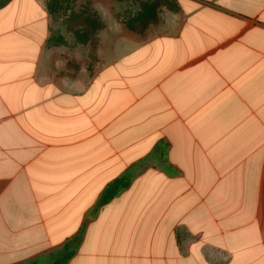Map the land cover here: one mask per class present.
Wrapping results in <instances>:
<instances>
[{"label":"crops","instance_id":"0c3cea01","mask_svg":"<svg viewBox=\"0 0 264 264\" xmlns=\"http://www.w3.org/2000/svg\"><path fill=\"white\" fill-rule=\"evenodd\" d=\"M75 11L0 9V264H264V0Z\"/></svg>","mask_w":264,"mask_h":264},{"label":"trees","instance_id":"16d2710c","mask_svg":"<svg viewBox=\"0 0 264 264\" xmlns=\"http://www.w3.org/2000/svg\"><path fill=\"white\" fill-rule=\"evenodd\" d=\"M12 0H0V9L7 6ZM77 0H48L47 6L51 15H55L61 11H64V22L66 27L74 34L76 39L81 44H87L92 41L93 49L96 46L95 42V30L101 29L103 24L99 22L95 14L90 11H85L83 13H77L75 11V4ZM141 21L147 22L155 19V14L152 13V8L149 5L143 6V11L141 15ZM144 24V23H143ZM134 177L132 175H124L111 184L102 193L99 202L96 206V211L110 203L113 199L118 197L124 190L132 184ZM79 239H75L77 242ZM70 245V243H68ZM66 245V248L67 246ZM72 253L67 252L66 260L69 259ZM60 264V263H58Z\"/></svg>","mask_w":264,"mask_h":264},{"label":"rangeland","instance_id":"374dc122","mask_svg":"<svg viewBox=\"0 0 264 264\" xmlns=\"http://www.w3.org/2000/svg\"><path fill=\"white\" fill-rule=\"evenodd\" d=\"M46 1H48V0H46ZM65 13H64V11L61 9V11L59 12V13H57L56 14V16L54 15V17L55 18H57V19H59V18H61L62 19V25L64 26V27H66V25H65V22H64V16H60V15H64ZM67 28V27H66ZM68 29V28H67ZM69 30V29H68Z\"/></svg>","mask_w":264,"mask_h":264}]
</instances>
